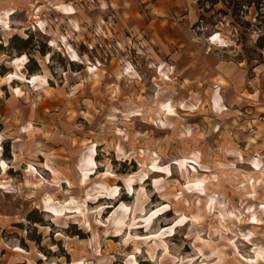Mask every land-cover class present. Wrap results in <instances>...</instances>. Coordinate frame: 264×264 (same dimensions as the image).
Segmentation results:
<instances>
[{
    "label": "rangeland",
    "instance_id": "1",
    "mask_svg": "<svg viewBox=\"0 0 264 264\" xmlns=\"http://www.w3.org/2000/svg\"><path fill=\"white\" fill-rule=\"evenodd\" d=\"M198 1L205 10L201 28L225 44L212 41L255 68L264 110V0ZM102 5L0 0V43L7 45L0 54V264H264V153L235 136L237 124L212 113L193 114L188 124L177 113L187 105L157 93L132 111L140 116L126 123L140 124L142 138L121 153L124 116L104 93H94L103 71L92 80L88 69L113 60L118 67L107 82L119 91L138 72L140 82L154 78L137 57L135 36L120 31L116 18L109 21L113 13ZM15 32L31 36L25 50L32 56L19 53L20 38L9 45ZM69 68L84 81L71 107L82 138L73 154L59 158L43 153L59 148L57 131L37 137L47 119L33 115L39 92L50 95ZM20 79L33 87L22 90ZM148 113L151 119L143 118ZM261 118H248L249 131Z\"/></svg>",
    "mask_w": 264,
    "mask_h": 264
},
{
    "label": "crops",
    "instance_id": "2",
    "mask_svg": "<svg viewBox=\"0 0 264 264\" xmlns=\"http://www.w3.org/2000/svg\"><path fill=\"white\" fill-rule=\"evenodd\" d=\"M103 1V10L113 13H110L112 16L109 15L107 19L111 21L112 17L116 18V25L120 27V31L126 28L132 37L135 36L139 48L137 57L146 62L145 64H150L146 74L150 72L151 77L154 78L150 84L140 82L142 78L138 72V76L132 77L135 81L120 84L121 91H119L114 84L107 82L109 75L115 73L118 67L113 60L102 68L97 65L96 70L88 69L92 80V74L99 75L98 71H103L102 75H99L101 87L94 86V93L100 90V93H104V96L109 98V104L118 105L124 116L123 123L133 122L138 118L140 115H133L132 111L141 107L143 98L147 100L150 97L153 100L158 93L161 100H171L177 106L180 102L187 105L186 109L178 107L177 113L183 112L188 124H190L189 117L193 114H200L206 119L208 114L212 113L217 119L222 117L223 121L232 128H236L235 124H237L238 129L233 130L235 136L238 134L250 148L264 153V121L256 119L257 127L251 131L246 125L248 118L264 117V110H261L263 107L260 106L262 102L259 100L261 90L254 86L255 68L250 67L244 59L237 58L231 48H227L228 45L220 46L211 40L214 32H207L205 28H201L205 10L198 0ZM104 20L106 21V18ZM14 34L18 33H12L8 39ZM128 38L131 39L129 36ZM5 50L0 46V54H4ZM19 53L30 55L25 49ZM25 68L27 67L24 66ZM41 71L49 81L51 78L44 68L41 67ZM161 71H165L168 78H162ZM65 73L61 84L50 86L52 92L50 95L39 92L42 100L34 107L33 119L41 116L44 119L46 117L47 120L46 123L42 120L38 131L33 132L37 137L45 140L49 139L46 135L47 131L56 130L53 138L56 137L55 141L59 148H55L52 154L47 151L43 153L49 155L55 153V156L67 158L66 151L70 150L73 154L75 146L81 145L79 139L82 137L77 134L81 130L78 125L79 115L72 114L71 107H77L81 98L80 90L83 89L81 84L84 81L79 77L81 74L79 69L69 68ZM137 77L140 78L139 81ZM20 81L23 85L18 86L22 90L33 87L28 79L26 82L21 79ZM38 87L45 88V84ZM88 90H91L90 87ZM95 96L96 94L94 98ZM19 97L21 96H13V100L21 101ZM92 97L88 92L87 99L92 100ZM55 104L56 110H49ZM191 104H195V107H189ZM247 112L252 115L248 116ZM143 118L151 119V116L148 113ZM87 120L92 121L89 118ZM125 126L127 129L124 134L128 137L119 143L124 156L127 155L129 148L142 138L140 124L131 127L132 123H126ZM94 139L93 137L92 142Z\"/></svg>",
    "mask_w": 264,
    "mask_h": 264
},
{
    "label": "trees",
    "instance_id": "3",
    "mask_svg": "<svg viewBox=\"0 0 264 264\" xmlns=\"http://www.w3.org/2000/svg\"><path fill=\"white\" fill-rule=\"evenodd\" d=\"M255 5H257L258 6V4L255 2ZM202 18H204V17H202ZM17 38H20L21 40H23V46H21L22 48H20L21 50H23V49H26L27 48V44L30 42V38H31V36H29V37H27V38H22V37H19V35H17V34H14L10 39H9V45L11 44V41H13V40H15V39H17ZM0 46L1 47H3V48H5V49H7V45H5V47H4V44L3 43H0ZM261 46H263V44H261Z\"/></svg>",
    "mask_w": 264,
    "mask_h": 264
},
{
    "label": "bare ground",
    "instance_id": "4",
    "mask_svg": "<svg viewBox=\"0 0 264 264\" xmlns=\"http://www.w3.org/2000/svg\"><path fill=\"white\" fill-rule=\"evenodd\" d=\"M211 40L220 43V45H224L225 44V39L223 37H221V35L219 33H214V35L211 37ZM161 73H162V71H161ZM163 76L165 77L166 74H163Z\"/></svg>",
    "mask_w": 264,
    "mask_h": 264
},
{
    "label": "built area",
    "instance_id": "5",
    "mask_svg": "<svg viewBox=\"0 0 264 264\" xmlns=\"http://www.w3.org/2000/svg\"><path fill=\"white\" fill-rule=\"evenodd\" d=\"M261 119H264V118H261Z\"/></svg>",
    "mask_w": 264,
    "mask_h": 264
}]
</instances>
